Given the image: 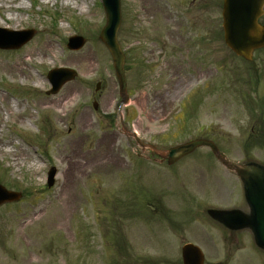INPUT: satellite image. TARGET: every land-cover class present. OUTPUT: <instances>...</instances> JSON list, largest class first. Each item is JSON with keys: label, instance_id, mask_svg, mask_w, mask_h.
Segmentation results:
<instances>
[{"label": "rangeland", "instance_id": "1", "mask_svg": "<svg viewBox=\"0 0 264 264\" xmlns=\"http://www.w3.org/2000/svg\"><path fill=\"white\" fill-rule=\"evenodd\" d=\"M75 2L0 0V28L34 30L19 48L0 49L2 61L45 38L60 56L89 46L95 60L87 77L49 60L27 68L40 79L0 72V184L21 193L0 205V264H182L185 242L201 247L206 264H264L247 228L227 253L210 240L221 230L208 209H248L241 181L208 148L168 166L125 134L111 56L99 38L101 2ZM120 7L116 35L131 91L119 108L125 126L160 148L206 138L230 160L264 164L262 136L248 139L264 112V48L245 61L226 47L222 0H120ZM72 35L83 37L76 50L66 47ZM57 67L75 77L47 95V73ZM50 167L56 175L46 187Z\"/></svg>", "mask_w": 264, "mask_h": 264}, {"label": "water", "instance_id": "2", "mask_svg": "<svg viewBox=\"0 0 264 264\" xmlns=\"http://www.w3.org/2000/svg\"><path fill=\"white\" fill-rule=\"evenodd\" d=\"M106 12V24L101 31L100 39L108 48L114 64L115 74L119 82V93L122 99L126 94L125 76L123 72L124 56L121 53L116 41V31L120 23L119 0H102ZM264 0H223L222 8V28L225 45L237 56L246 60L252 58L255 49L264 47V25L258 22L263 15ZM0 33L8 35H21L17 40L2 41L0 48H18L29 40L33 31L7 32L0 29ZM83 43L81 37L72 36L68 39L69 49H78ZM75 72L66 68H58L48 73V80L51 89L47 94H55L60 87L72 80ZM99 88V83L95 89ZM96 108V104H93ZM127 133L134 137L136 143L143 148L150 149L158 155L162 161L169 165L174 164L182 157L193 152L197 147H208L213 155L229 170L236 172L244 179L245 193L253 211L252 219H248L240 212L222 213L221 219L229 226L241 227L251 226L255 234L257 243L264 247V168L254 164L239 165L231 162L221 153L212 141L195 139L184 144H180L168 149H157L152 145L141 142L134 132ZM55 169L51 168L48 172L47 185L53 184ZM21 194L8 191L0 185V204L4 202L16 201ZM183 264H203V256L200 250L192 244L182 247Z\"/></svg>", "mask_w": 264, "mask_h": 264}, {"label": "bare ground", "instance_id": "3", "mask_svg": "<svg viewBox=\"0 0 264 264\" xmlns=\"http://www.w3.org/2000/svg\"><path fill=\"white\" fill-rule=\"evenodd\" d=\"M51 0H45L48 3ZM65 5L75 6V0H64ZM14 19H17L14 18ZM10 28V27H9ZM33 59H37V62ZM51 61L54 65L56 61L65 64L66 66H74L81 68L82 76H89L92 73L93 65L95 63L94 54L91 47H85L83 51L75 54H67L60 56L56 49L53 47V41L50 38H45L38 48H27L20 55L16 56L13 60H6L5 62L0 59V72L10 76H16L21 79H40L39 75H34L27 68L35 66L36 63L40 65H47ZM70 92H79V88L71 89ZM42 106L41 102L36 103ZM28 121V120H26ZM21 123H24L21 121ZM34 164V162H33ZM31 164L30 166H33ZM62 194V193H61Z\"/></svg>", "mask_w": 264, "mask_h": 264}, {"label": "flooded vegetation", "instance_id": "4", "mask_svg": "<svg viewBox=\"0 0 264 264\" xmlns=\"http://www.w3.org/2000/svg\"><path fill=\"white\" fill-rule=\"evenodd\" d=\"M203 8H206L204 1H203ZM173 59H174V54H173ZM175 72H176V67L173 66V75L175 74ZM198 79H200V78H198ZM191 82L192 81H190L189 83H191ZM212 224L218 226L217 228H219L221 230V234L219 236H216L215 238H213L214 236L211 237L210 240L212 241L213 246H214V241H217V244H218V241H221V242H223L224 250L227 253V251H229L231 248L237 246L238 244H240V242H242V240L244 238V237H242L243 233H241L242 229L228 228V227H225L224 225L218 224L214 221H212ZM245 231H247L248 234L251 235L250 231H248L247 229H245ZM246 234H244V235H246ZM248 234L246 236H249Z\"/></svg>", "mask_w": 264, "mask_h": 264}, {"label": "trees", "instance_id": "5", "mask_svg": "<svg viewBox=\"0 0 264 264\" xmlns=\"http://www.w3.org/2000/svg\"><path fill=\"white\" fill-rule=\"evenodd\" d=\"M262 125H264V121H263V123H262ZM260 132V131H259ZM259 132H256V133H253V134H251L249 137H248V139H252L253 141L254 140H256V139H258L259 138V136H262V144H264V132H261V133H259ZM257 135V136H256ZM263 147H264V145H263Z\"/></svg>", "mask_w": 264, "mask_h": 264}]
</instances>
